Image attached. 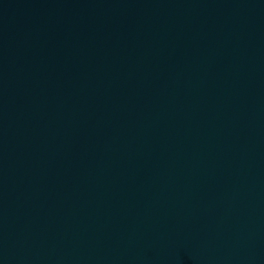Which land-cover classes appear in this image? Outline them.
Listing matches in <instances>:
<instances>
[{"label": "water", "instance_id": "95a60500", "mask_svg": "<svg viewBox=\"0 0 264 264\" xmlns=\"http://www.w3.org/2000/svg\"><path fill=\"white\" fill-rule=\"evenodd\" d=\"M0 264H264V0H0Z\"/></svg>", "mask_w": 264, "mask_h": 264}]
</instances>
